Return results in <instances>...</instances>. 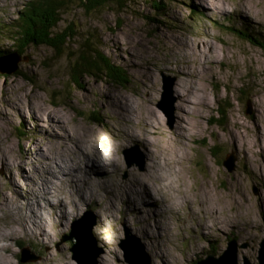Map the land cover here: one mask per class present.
<instances>
[{
  "label": "rangeland",
  "instance_id": "rangeland-1",
  "mask_svg": "<svg viewBox=\"0 0 264 264\" xmlns=\"http://www.w3.org/2000/svg\"><path fill=\"white\" fill-rule=\"evenodd\" d=\"M28 1L0 0V48L12 47L8 31ZM64 1L56 29L71 26L75 37L61 50L30 46L18 71L0 74V229L9 234L0 237V263L78 264L71 248L84 219L94 221L98 250L85 264H127L123 245L137 264H194L232 238L238 264L257 263L264 0H163L161 14L152 0L93 11ZM87 36L126 70V85L100 75L73 81ZM165 80L173 84L164 97ZM229 157L231 170L222 163Z\"/></svg>",
  "mask_w": 264,
  "mask_h": 264
},
{
  "label": "trees",
  "instance_id": "trees-1",
  "mask_svg": "<svg viewBox=\"0 0 264 264\" xmlns=\"http://www.w3.org/2000/svg\"><path fill=\"white\" fill-rule=\"evenodd\" d=\"M110 1L120 2L122 0H80V3L84 11H93L99 10ZM152 5L157 12L162 13L163 0H152ZM64 7H66L64 0H29L25 3L17 18L13 20L12 28L8 31L12 47L9 49L0 48V56L15 52L20 58L30 46L45 45L55 50H61L67 41L75 37L71 26H66L62 30L56 29ZM191 8H193L192 5ZM90 38L89 36L84 38L85 44L81 53L74 59V63L70 67L73 81H76L81 75H100L103 79L111 80L119 85H126L128 83V79L125 77L127 76L126 70L122 66L112 63L106 56L99 54L96 48L89 47L87 42ZM16 71L18 70L16 69ZM214 153L212 151L213 156L216 155Z\"/></svg>",
  "mask_w": 264,
  "mask_h": 264
},
{
  "label": "water",
  "instance_id": "water-1",
  "mask_svg": "<svg viewBox=\"0 0 264 264\" xmlns=\"http://www.w3.org/2000/svg\"><path fill=\"white\" fill-rule=\"evenodd\" d=\"M19 57L15 52L5 53L0 56V74H12L16 71L17 62ZM173 84V80H165L163 83V95L165 97L166 93L171 92V87ZM246 114L250 113V108L248 107L245 110ZM170 116V124H172V111L168 112ZM128 149L123 150V154L125 156L126 163L128 165H132L133 161L128 155ZM233 157H229L228 159H223L222 163L224 166L231 170L233 168ZM136 164L140 169H143L144 163L142 161H137ZM82 224V225H81ZM94 224V221H90L88 219H84L80 221L79 230L75 231L76 224L72 226L71 235L73 231H75V235L78 243L72 245V253L74 254V258L76 259L78 264H85V261L91 259L96 256L98 250L94 247V237L91 234V228ZM68 239H72V236H68ZM124 250V260L127 264H137L136 252L131 247H127L123 245ZM96 252V253H95ZM25 253L24 249L22 250V255ZM81 257L86 258L82 262ZM23 261V259H21ZM195 264H238V256H237V243L235 239H230L227 242L226 248L220 253L218 256L213 254H208L205 258L200 259ZM241 264H264V238L259 242V248L257 251V263L250 262L246 257H243V262Z\"/></svg>",
  "mask_w": 264,
  "mask_h": 264
},
{
  "label": "bare ground",
  "instance_id": "bare-ground-1",
  "mask_svg": "<svg viewBox=\"0 0 264 264\" xmlns=\"http://www.w3.org/2000/svg\"><path fill=\"white\" fill-rule=\"evenodd\" d=\"M201 16V15H200ZM145 131H146V129H145ZM146 134H148V131H146ZM143 135V134H142ZM168 143V142H167ZM162 144V143H161ZM163 145V144H162ZM163 147V146H162ZM165 148V147H164ZM153 150V149H152ZM162 150V149H161ZM150 155V154H149ZM176 156V155H175ZM153 157L154 158H156V159H160V158H163L164 159V157L163 156H161L160 155V152L158 151V150H154V153H153ZM152 157V158H153ZM157 162V161H156ZM96 164V163H95ZM96 165H98V164H96ZM74 174L76 175L77 173H75L74 172ZM138 174V173H137ZM141 178H143V177H141ZM144 181V180H143ZM147 181V180H146ZM145 181V182H146ZM85 186H83V188H84ZM155 188V187H154ZM156 191H157V193H159V192H161V191H163V189H162V187L159 185H157L156 186ZM53 193L51 192V195H52ZM82 194H84L85 195V193L83 192V193H81V195H80V197L82 196ZM80 197H79V199H78V202H79V200H80ZM127 197H129V198H131L130 196H128V194H127ZM147 197V196H146ZM76 206V208L77 207H79V205L78 204H76L75 205ZM7 209V211L8 212H10V208H6ZM24 209V208H23ZM5 211V210H4ZM24 211H26V210H24ZM28 213V212H27ZM7 214H9V213H7ZM7 214H6V216H7ZM11 214H14V215H16V217L17 218H20V216L16 213V212H13V213H11ZM26 214V213H25ZM5 215V214H4ZM20 215H21V218H22V220H23V224L24 223H27L28 224V226H32L33 228H34V226L36 225V226H38L36 223H35V221H34V219L30 216V214L28 213L27 214V217H25V216H23L22 215V212L20 213ZM21 218H20V222H21V224H22V220H21ZM20 224V223H19ZM13 225V224H12ZM5 227V226H4ZM15 227V226H14ZM5 228H1L0 229V237L1 238H4V237H7V235H9L8 233H6L5 232V230H4ZM16 229V228H15ZM35 229V228H34ZM38 230V229H37ZM11 231V230H10ZM36 233H39V230L38 231H36V230H34ZM15 232V231H14ZM20 232V231H19ZM148 247H149V249H151V251L152 252H157V250H158V246H157V244L156 243H154V242H151V243H149L148 244ZM4 252H6L7 250L6 249H4L3 250ZM86 259V258H85ZM84 259V260H85ZM199 261V260H198ZM0 264H2V263H0Z\"/></svg>",
  "mask_w": 264,
  "mask_h": 264
}]
</instances>
